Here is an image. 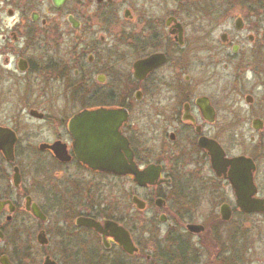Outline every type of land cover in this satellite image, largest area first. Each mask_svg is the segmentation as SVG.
<instances>
[{"label": "flooded vegetation", "instance_id": "obj_1", "mask_svg": "<svg viewBox=\"0 0 264 264\" xmlns=\"http://www.w3.org/2000/svg\"><path fill=\"white\" fill-rule=\"evenodd\" d=\"M0 264H264V0H0Z\"/></svg>", "mask_w": 264, "mask_h": 264}, {"label": "water", "instance_id": "obj_2", "mask_svg": "<svg viewBox=\"0 0 264 264\" xmlns=\"http://www.w3.org/2000/svg\"><path fill=\"white\" fill-rule=\"evenodd\" d=\"M106 159H107V158H106ZM102 160H103V159L101 158V161H102ZM107 161H108V160H104L103 162H104V163H107Z\"/></svg>", "mask_w": 264, "mask_h": 264}]
</instances>
